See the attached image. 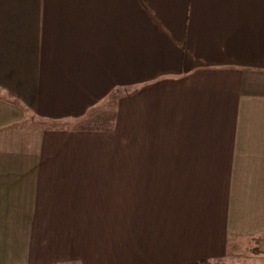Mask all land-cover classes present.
<instances>
[{
    "label": "crops",
    "instance_id": "0c3cea01",
    "mask_svg": "<svg viewBox=\"0 0 264 264\" xmlns=\"http://www.w3.org/2000/svg\"><path fill=\"white\" fill-rule=\"evenodd\" d=\"M262 234L264 0H0V264Z\"/></svg>",
    "mask_w": 264,
    "mask_h": 264
},
{
    "label": "rangeland",
    "instance_id": "374dc122",
    "mask_svg": "<svg viewBox=\"0 0 264 264\" xmlns=\"http://www.w3.org/2000/svg\"><path fill=\"white\" fill-rule=\"evenodd\" d=\"M241 245L242 247L240 244H235L230 247L229 257L225 260V262L236 264H264V253L253 254L256 246L253 241H249L247 243L245 242L244 245ZM263 246L264 244H262V248Z\"/></svg>",
    "mask_w": 264,
    "mask_h": 264
},
{
    "label": "trees",
    "instance_id": "16d2710c",
    "mask_svg": "<svg viewBox=\"0 0 264 264\" xmlns=\"http://www.w3.org/2000/svg\"><path fill=\"white\" fill-rule=\"evenodd\" d=\"M251 241H253V243L256 245L253 251V254L264 253V246L262 248V244H264V234L252 238ZM200 264H236V263H229L225 261L210 262V261L203 260Z\"/></svg>",
    "mask_w": 264,
    "mask_h": 264
}]
</instances>
